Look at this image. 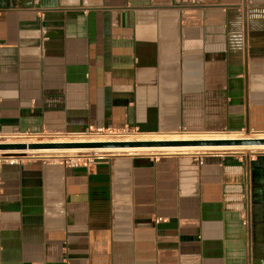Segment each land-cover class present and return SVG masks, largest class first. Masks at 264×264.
Returning a JSON list of instances; mask_svg holds the SVG:
<instances>
[{"label": "crops", "instance_id": "obj_1", "mask_svg": "<svg viewBox=\"0 0 264 264\" xmlns=\"http://www.w3.org/2000/svg\"><path fill=\"white\" fill-rule=\"evenodd\" d=\"M122 128L264 133V0H0L1 133ZM180 153L4 165L0 264H264V151Z\"/></svg>", "mask_w": 264, "mask_h": 264}, {"label": "bare ground", "instance_id": "obj_2", "mask_svg": "<svg viewBox=\"0 0 264 264\" xmlns=\"http://www.w3.org/2000/svg\"><path fill=\"white\" fill-rule=\"evenodd\" d=\"M254 137L252 139L258 140V139H264V133H255ZM131 137V136H130ZM139 137V136H138ZM150 137V136H149ZM149 137H140L137 139H131L129 137H122L115 139L111 137V139H101L97 137H89L84 140L83 139H77V140H59V141H48L50 144H80V143H128V142H148V141H178V140H252V139H244L241 135H217V136H210L206 137H181L178 138V136H174L172 138H165L163 139L158 138L155 139L152 137L151 139H147ZM160 137V136H159ZM76 139V138H75ZM7 141L4 144H20V143H8ZM28 142V141H26ZM45 142V143H48ZM39 143V142H36ZM21 144H34V143H21ZM243 150H249L252 152H263L264 151V145H228V146H207V147H144V148H96V149H40V150H5L0 151L1 154H5L7 156L11 157H24L27 155H37L41 157H61V156H69V155H80L85 153H92L96 155L100 154H109V153H126V154H133V153H175V152H215V153H222V152H231V153H238L239 151ZM27 153V155H13L15 153Z\"/></svg>", "mask_w": 264, "mask_h": 264}, {"label": "water", "instance_id": "obj_3", "mask_svg": "<svg viewBox=\"0 0 264 264\" xmlns=\"http://www.w3.org/2000/svg\"><path fill=\"white\" fill-rule=\"evenodd\" d=\"M228 145H264V139L252 140H178L148 141L128 143H80V144H0V151L5 150H40V149H96V148H144V147H207Z\"/></svg>", "mask_w": 264, "mask_h": 264}, {"label": "built area", "instance_id": "obj_4", "mask_svg": "<svg viewBox=\"0 0 264 264\" xmlns=\"http://www.w3.org/2000/svg\"><path fill=\"white\" fill-rule=\"evenodd\" d=\"M91 132H94L95 134L101 135V134H107L106 137H112V138H122L125 136H135L138 134V130L135 128H122V129H96V130H89ZM255 132H250V133H246V134H252ZM243 132H239L237 133V135H243ZM51 136V134H31V133H25V134H19V135H6L1 133L0 131V144H4L7 141L9 142H14V140H28V139H38V138H42V139H46L49 138ZM198 153V152H197ZM201 154H214L212 152H203ZM162 155H167V154H162ZM144 156H148V155H144ZM101 158H98L97 160H99ZM29 160H37L40 161L42 163H51V162H58L60 164H63L65 166H74V165H78L81 162H89L90 160H79V157L76 155H69V156H61L59 158L57 157H41V156H37V155H27L24 157H11V156H7L5 154H1L0 153V173H1V169L4 165H19L22 164L24 161H29ZM1 192H2V180H1V176H0V197H1ZM1 225H2V211H1V205H0V258H1V251H2V247H1Z\"/></svg>", "mask_w": 264, "mask_h": 264}, {"label": "rangeland", "instance_id": "obj_5", "mask_svg": "<svg viewBox=\"0 0 264 264\" xmlns=\"http://www.w3.org/2000/svg\"><path fill=\"white\" fill-rule=\"evenodd\" d=\"M243 133L244 134L241 135V136H243L244 139L245 138L246 139H252V137L256 136V135H254L255 133L254 134H246L245 132H243ZM234 135H237V134H234ZM106 136H107V134H105V133L104 134H101V135H98V134H95L94 132L87 131V132L78 133V134H67V133H64V134H54V135H51L49 138H46V139L45 138L44 139L38 138V139H28V140H21V141H28V142H31V143H36V142L45 143V142H48V141H59V140L65 141L67 139L68 140H72V139L73 140H77V139H83L84 138V140H85L86 138H89V137H97V138H101V139H107V138L108 139H111V137H106ZM143 136L144 137H149L150 136L147 139H151L152 137L155 138V136H157V135H142V134H137L135 136H131V137L130 136H126V137H129L131 139H137V138H140V137H143ZM161 137L163 139H165V138H172L174 136H160V137L158 136V138H161ZM181 137H186V136H178V138H181ZM187 137H196V136H187ZM158 138L156 137L155 139H158ZM21 141L14 140L13 143H19ZM18 153H21V152H18ZM176 153H178V152H175V153H156V154L157 155H160V154H176ZM184 153H180V154H184ZM186 153H195V152H186ZM198 153H200V152H198ZM201 153H203V152H201ZM205 153H207V152H205ZM212 153H215V152H212ZM222 153H227V152H222ZM238 153L239 154H244V155L253 154V152L252 151H249V150L239 151ZM254 153H258V151L257 152H254ZM125 154L126 153H122V154L109 153V154L96 155V154H92V153H85V154H80V155H76V156L79 157V160H90V161H94V160H97L98 158H110V157L121 156V155H125ZM136 154L133 153V154H126V155H136ZM138 154H149V153H138ZM153 154H155V153H153ZM228 154H234V153L228 152ZM21 155H27V153H22Z\"/></svg>", "mask_w": 264, "mask_h": 264}]
</instances>
